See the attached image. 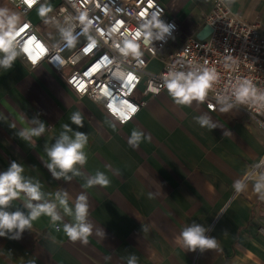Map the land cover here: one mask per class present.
<instances>
[{"label":"crops","instance_id":"obj_1","mask_svg":"<svg viewBox=\"0 0 264 264\" xmlns=\"http://www.w3.org/2000/svg\"><path fill=\"white\" fill-rule=\"evenodd\" d=\"M160 1L166 18L180 27L178 45L182 38L197 37L213 6L212 0ZM58 4L43 1L23 15L10 0H0V18L14 16L16 26L26 19L57 45L66 32L47 19ZM229 6L264 32V0H231ZM16 53L9 67L0 65V173L13 162L21 166L24 180L38 184L41 192V200L31 203H55L60 219L41 215L31 228L4 230L0 264H264L259 233L264 199L254 190L257 179L241 192L233 187L264 154V132L248 114L232 106L212 112L200 100L178 104L166 87L157 97L143 96L146 105L135 119L120 125L95 102L77 97L46 64L33 69ZM160 69L156 61L148 67ZM77 113L81 124L72 120ZM41 125L39 136L29 135ZM77 133L86 137L85 162L53 176L48 150L63 135L75 140ZM133 133L138 139L130 143ZM97 173L108 179L106 187L88 185ZM57 193L67 194L71 214ZM81 195L88 208L85 223L91 226L86 243L64 232V225L76 223ZM28 202L21 192L2 210L27 217ZM195 226L215 239L216 247H187L181 233Z\"/></svg>","mask_w":264,"mask_h":264},{"label":"built area","instance_id":"obj_2","mask_svg":"<svg viewBox=\"0 0 264 264\" xmlns=\"http://www.w3.org/2000/svg\"><path fill=\"white\" fill-rule=\"evenodd\" d=\"M10 1L27 15L51 0H36L34 5L31 0ZM58 1L47 20L61 24L65 38L51 45L25 19L16 26L13 48L33 69L46 64L77 97L95 102L120 125L135 119L146 105L143 96H159L172 74H200L207 68L215 69L218 79L203 100L206 108L212 112L218 106L240 109L264 132V102L239 103L235 96L245 81L264 93V32L258 22L234 13L231 0H212V10L203 18L211 33L203 40L182 38L180 45L174 42L180 27L166 18L160 0ZM157 22L168 31L162 32ZM69 33L74 38L71 45ZM154 61L161 65L158 72L148 71ZM261 174L264 154L241 182L245 185ZM259 233L264 237V226Z\"/></svg>","mask_w":264,"mask_h":264},{"label":"clouds","instance_id":"obj_3","mask_svg":"<svg viewBox=\"0 0 264 264\" xmlns=\"http://www.w3.org/2000/svg\"><path fill=\"white\" fill-rule=\"evenodd\" d=\"M34 5L36 0H31ZM44 10H41L43 14ZM4 16V12L0 10V17ZM157 27L162 32H167L168 27L157 22ZM16 18L14 16H8L6 19L0 18V53L4 54V58L0 59V65L9 67L11 62L15 59L17 53L13 48L14 40L16 39ZM139 33H137V37ZM69 44L71 45L74 38L71 34H68ZM27 43V41H25ZM94 47V44L92 45ZM138 48V46H137ZM127 54V53H125ZM218 79V74L215 69L205 68L200 74L189 72L187 75L184 73L172 74L171 78L166 81V87L173 98L178 104H190L192 100L203 101L207 91L212 87ZM236 100L239 103H246L249 100L253 102H264V93H258L256 88L251 84L250 81L242 83L235 91ZM230 107V105L228 106ZM227 111V107L221 109ZM72 120L76 124H81L80 115L77 113L72 116ZM201 125L207 124L206 120L200 121ZM66 127V126H65ZM44 131L43 125L38 130H29V135L39 136ZM23 135V134H22ZM138 139L136 133H133V140L130 143H135ZM86 141V137L80 133L76 134L75 140H69L66 135H63L61 139L48 150V157L51 163L48 164V168L52 171L53 176L58 177L62 173L72 171L74 165L83 164L85 162V155L83 147ZM56 168L61 170V173L55 171ZM23 168L13 162L7 172L0 173V236L5 235L4 230L11 231L13 229H19L23 231L26 227L31 228L32 221L38 219L41 215H46L51 218L53 222L60 219L56 212L55 203H39L33 204L31 201H40L41 192L38 184H33L30 181L24 180L21 173ZM99 184L106 187L109 184L108 179L103 173H97V175L88 181V185ZM233 187L237 192L244 190L245 185L237 181ZM254 190L261 194V199H264V174H261L257 179ZM25 193L29 202L27 207L31 209L30 214L26 217L21 212H15L9 214L2 209L9 205V203L16 199L20 193ZM67 194L60 196L57 193V199L60 204L64 207L66 213L71 214V209L68 208V201L66 199ZM86 197L81 195L75 205V220L74 225H64L65 234L73 241L81 239L85 243L87 237L91 232V226L85 223L86 216L88 214V208L85 203ZM204 229L199 226L190 227L185 229L181 235L184 244L192 250L197 247L203 248H214L216 247L215 239L205 238L203 235ZM130 264H134L130 262Z\"/></svg>","mask_w":264,"mask_h":264},{"label":"water","instance_id":"obj_4","mask_svg":"<svg viewBox=\"0 0 264 264\" xmlns=\"http://www.w3.org/2000/svg\"><path fill=\"white\" fill-rule=\"evenodd\" d=\"M211 31V27L206 25L204 29L198 33L197 38L203 40L211 33Z\"/></svg>","mask_w":264,"mask_h":264},{"label":"rangeland","instance_id":"obj_5","mask_svg":"<svg viewBox=\"0 0 264 264\" xmlns=\"http://www.w3.org/2000/svg\"><path fill=\"white\" fill-rule=\"evenodd\" d=\"M54 29H56V28H53V30H51L53 36H55V35L58 34V33H55V30Z\"/></svg>","mask_w":264,"mask_h":264}]
</instances>
